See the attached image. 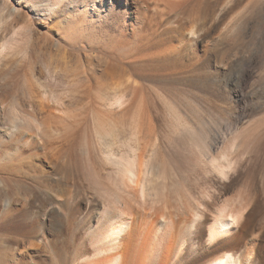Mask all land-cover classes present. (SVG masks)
Masks as SVG:
<instances>
[{
  "label": "rangeland",
  "instance_id": "1",
  "mask_svg": "<svg viewBox=\"0 0 264 264\" xmlns=\"http://www.w3.org/2000/svg\"><path fill=\"white\" fill-rule=\"evenodd\" d=\"M185 3L171 11L174 5L169 9L164 0H0V224L42 227L50 201L64 215L62 199L71 185L39 157L41 131L32 125L16 130L13 119L48 114L75 119L79 126L57 133L67 137L64 147L73 151V161L89 166L80 174L102 182L98 193L85 184L72 187L69 209L76 220L58 230L45 224L40 231L41 239L56 242L54 251L42 255L46 264L93 262L91 247L83 252V229L104 209L122 211L118 222L126 224L129 210L115 201L119 197L141 218L124 264H216L224 250H210L228 237L217 233L219 220L235 218L237 232L256 206L258 227L264 226V182L258 171L252 176L245 150L258 137L264 142V0ZM165 45L177 50L171 55ZM147 56L154 58L144 60ZM135 130L151 181L143 193L137 187L131 194L121 172L125 157H110L106 146L118 147ZM30 137L36 143L24 146ZM233 146L238 151L231 152ZM91 160L102 168L98 175ZM213 161L229 166L225 175L204 174L202 167L209 169ZM74 181L81 182L76 176ZM186 215L190 222H183ZM203 216L205 249L194 236Z\"/></svg>",
  "mask_w": 264,
  "mask_h": 264
},
{
  "label": "bare ground",
  "instance_id": "2",
  "mask_svg": "<svg viewBox=\"0 0 264 264\" xmlns=\"http://www.w3.org/2000/svg\"><path fill=\"white\" fill-rule=\"evenodd\" d=\"M164 1H165L166 4L170 3L168 0H164ZM178 1H179V3L181 1V3L178 5L179 8L176 5L177 1H176V3H172L173 2L172 1L169 4L170 5L169 9H170L171 6L174 5V7H175V5H176L175 8L171 7L172 8V9H170L171 11H174V9H176V8H178L180 10V5L186 2V0H185V2L183 0H178ZM182 1H183V3H182ZM49 9H43V11L45 12V11H48ZM179 10H177V11H179ZM212 12H214V11H212ZM196 14H197V12H196ZM196 14L194 13L195 17H196ZM199 14L201 16V13H199ZM194 18H193V20H194ZM199 18H198V20H199ZM196 19H197V17H196ZM180 26H182V25H180ZM178 30H180V28L177 29V32H181V30L180 31H178ZM195 33H197V32H195ZM190 34H192V33H190ZM180 37H181V35H180ZM195 37H196V35H195ZM163 39L167 40L166 42L171 44L170 43L171 41L169 42L170 39H167V38L166 39L163 38ZM163 39L160 40L162 42L159 41V43H162L164 45L165 41L163 43ZM159 43H158V45H159ZM162 44L160 46L161 53L165 49V48L164 49L162 48L163 47ZM167 46H169V45H167ZM173 48L174 49L177 48V45H176V47L174 45H173V47H170V49H171V50L169 49L170 54H171V51L174 50ZM158 49L159 48L156 49L157 52H158ZM176 50H174V51H176ZM154 52H155V54H157L156 51H154ZM150 54L151 53L149 52V55ZM164 54H165V52H164ZM170 54H168V57H169ZM152 55H153V52H152ZM158 55L160 57V52H159ZM158 55H156V56L153 55V56H155V58H156V57H158ZM161 55H162V59H163V54H161ZM171 55H170V59H172ZM153 56H151V58H148V56H147V59H144V60H147V61H148V59L152 60L154 58ZM166 56H164L165 57L164 59H166ZM170 59H169V61H170ZM147 61L143 62V60H141V62L144 63L143 64L144 66H145V63ZM158 61H160V60H157V62ZM166 61L163 62V63H166ZM140 63L138 64V66L140 65ZM151 65H150V67H152ZM148 73H149V71H148ZM70 77H72V75ZM73 78H74V75H73ZM83 80H85V79H83ZM132 83H131V88L133 89V87H132L133 84ZM137 86L135 85V87H137ZM135 89L136 88H134V91H135ZM136 90H138V89H136ZM121 96H120V98L118 97L119 100L122 99ZM117 102H119V101H117ZM26 125H28V126L32 125V126H34L36 128L37 131H41V133H39V134H41V138H40L41 141L37 142V143L40 144L41 148L43 149V154L39 155V157H43L46 161H48L49 166L54 171L56 177L58 179H60V178L64 179L63 181H64V183L67 184V187H68L69 183L71 184L69 186V188L67 189V193L64 194V197L62 199L63 205L65 206L67 212L64 211V213L65 212L66 213L63 215L62 213H60L59 211L56 210V206L57 205L55 206L50 201V203H46L47 206L44 204L46 206V209H45V214H44V223H43V221L41 222V223H43L42 227H38V225H39L38 223L39 222L37 223V221H36V224H38L37 225L38 228L32 226V225H34V223L32 225L31 224L30 225H25L24 223L19 222L17 224H14L13 228H10L9 227V223L6 222V221L4 223H1L0 224V264H46L44 261H46L47 257H46V259H42V255H43V253H45V251L48 248L54 251L56 242L54 243V242L49 241V240H48L49 242H47L46 239H45L46 241L44 239H41L42 237L40 238V235H41L40 231H42L43 227H45V224H49L53 229L58 230L63 225L64 221L68 223L70 221H75L76 220L75 219L76 218L75 217V212H73L72 210L69 209V204H70V200L72 199L71 196H72V193H73L72 187H73V189H75L76 186L77 187H79V186L83 187L84 184H85V186H84L85 189L90 190V191H92L94 193H98L99 192L98 190H100L99 187H101L100 185L102 183L101 181H100L101 182L100 183V182H93V180L92 181L89 180L90 176H88V175L85 176V174H86L85 172H84L85 174L83 172H82V174H80V171L86 170L89 166H87L86 163L77 164V162L73 161V154H72L73 151L70 148H65L64 147L65 142H67V137L64 134H62V133H57V131L68 132L70 129L72 130L73 128L79 126V123L75 119L70 120L69 122H67V120H65V119H63L61 117H57L55 115L53 116V115H50V114L45 115V116L41 117L40 119L35 117V116H25V115L20 117V119L19 118L13 119V127L16 130H22V128H24V126H26ZM241 136H243V135H241ZM247 136H248V134H247ZM258 138H260V137H258ZM258 138L253 142V144L249 148H247L245 150H246V154H248L251 157V161L253 163V168L251 169L252 176H254L256 174V172L258 171L257 173L260 174L261 179L264 182V142L261 139H258ZM32 142L33 141H32V139L30 137V138H27L23 142V145L24 146H32V145H34L36 143L35 142L34 144H32ZM140 144L141 143H140L139 132L135 130V131L131 132L129 134V136L124 138L123 141L121 140L120 145L118 147H115L114 144H110V145L106 146V148H107L106 154H108L110 157L111 156L116 157V155H118V154H122V156L125 157L124 160H125L126 164H124L125 166L123 167V169H121V170H123L121 172H122V174L124 173L123 174L124 178H126L127 181L130 183V184H128V185H130L128 187L129 190H130V193H131V191H134L137 187L140 188L141 193H143L144 188H146L145 186H147L146 185L147 184L146 181L147 182L151 181L150 179H149V181L147 180V178L149 176L150 168L148 169L145 165H143V163H144L143 162L144 155H143V149L140 147L141 146ZM236 151H238L237 148L235 146H233L231 148V152H236ZM226 157L227 156L225 155V153L222 154L223 160L226 159ZM121 161L123 162V159ZM189 161H191V160H189ZM209 161H211V160H209ZM210 163H211V167H209V169H207L208 167H206V165H204L202 167V170L205 172L204 174H208V171L211 170V171H213L212 173L216 172V173L225 175V173H226V171H227V169L229 167L228 165L226 166V164H224V163H220V162L216 163V161H213V162H210ZM17 164H16V166H17ZM148 164H146V165H148ZM90 166L94 170L97 171L96 172L97 175L102 170V168L101 167L99 168L98 165L93 160H91ZM143 166H144V168L142 169ZM25 169L26 168L24 167V170ZM113 170H116V169H113ZM26 171H28V170H26ZM31 171H32V169H31ZM115 172H117V171H115ZM18 173H20L22 176L25 175L27 177V173H25V172H23L24 173L23 174V173L18 171L16 173V175ZM17 176H19V175H17ZM75 176L77 178H79V180H81V182L79 184L74 181ZM38 179H40V178H38ZM19 180L22 181L24 179L19 178ZM35 181H37V179ZM57 182H58V180H57ZM36 183L37 182H35V185L37 186L38 189H41V187H43L40 182H39V184L38 183L36 184ZM18 184H19V181H18ZM148 184L150 185V183H148ZM26 185H27V183H26ZM56 185L60 186L61 184L57 183ZM155 186H157V185H155ZM42 189H44V188H42ZM35 190H36V188H35ZM21 191H22V189H21ZM103 191H104V189H103ZM92 195H95V194H92ZM100 196H102V195L100 194ZM119 198H116L115 201L116 202H120L124 207H126L129 210L130 218H129V221L126 222V224H124V223L123 224H119V222H118V221H120L121 216H123L122 215V213H123L122 211L121 212H119V211L115 212V211H112V210H109V209L105 210L104 208H102V210L104 209L102 212H96L92 217H90L88 215V217H90L89 218L90 222H89V224H87V226H86V222H84L85 225H83V228H84V226H86V229H83V230L87 231V232H85L87 234L84 235L85 239H84L83 244H82L83 245V249H84L83 252H87L90 249L88 246H90L92 251L94 253H96V256H93V257H95V259L93 260V262H90V264H124L126 262V260H127V256L129 254H131L130 252L132 250V247H134L133 245L135 244V240H136V236H137L136 235L137 234V229H138L137 225H139V223H138L139 221L138 220L141 219V218H139L140 217L139 213L135 210V208H133L132 206L129 205V203H128L129 201L127 202L125 200H120ZM121 204H120V206H121ZM108 207H109V205H108ZM61 209H63V208H61ZM81 210L83 211V209H81ZM79 211H80V209H79ZM82 211H80V212H82ZM221 212H219L220 215H222ZM7 213H9V212H7ZM91 214H92V212H91ZM77 215H79V214H77ZM258 215H259V213L257 211V207L253 206L246 213L245 221L239 227L237 232L233 231L234 230L233 228L235 227L234 225H235V223H237L235 218H233V217L231 218L230 217L229 219H226V220L224 219V220H219L218 222L216 221L217 222V227L216 228L218 230L217 233L220 232L221 235L220 234L219 235L221 237L222 236H228L225 239H221L220 238L221 240H219L218 237H217L218 240L216 242V245L213 247L212 250H210V253L216 252L217 250H224L221 258H219V259H217L215 261L213 260L216 264H264V226H262V227L259 226L258 227V222H257L258 221L257 218L259 217ZM25 216H27V215H25ZM124 216H125V214H124ZM163 216H164V214H163ZM197 216H198V214H197ZM197 216H195V217H197ZM206 216H203L201 218V220H200L201 222L199 224L197 223L198 225L194 224V225H197V226L195 228V235L194 234L193 235L195 236V238L197 240H199V242H200L199 246L201 247V249H205L204 248L203 239H205L204 238V236H205V223L207 222V217ZM86 219H87V217H86ZM91 219H92V221H91ZM79 220H80V218H79ZM121 220H123V219H121ZM182 220H183V222L187 223V222H190L191 217H190V215H186V216H184L182 218ZM32 221H31V223H32ZM79 222L80 221H78V223ZM150 222H151V220H150ZM180 222H182V221H180ZM82 223H83V221H82ZM87 223H88V221H87ZM182 223H181V225H182ZM34 226H36V225H34ZM79 228H80V226H79ZM79 228H74L73 230L76 229V231H77ZM76 231H73L72 235L76 234ZM90 233L92 234L91 236L88 235ZM147 236H148V234H147ZM214 237L215 236H213V233L209 234V239H213L214 240L213 242H215V240H216ZM146 239H148V237ZM177 240H178V238H177ZM145 242H146V240H145ZM144 247L146 248V246H144ZM51 250H49V251H51ZM144 253H145V250H144ZM139 255H143V254H139ZM208 255H209V253L205 252L201 256L202 257H206ZM216 256H218V255H216ZM96 257H97V259H96ZM91 258H89V259H91ZM89 259H88V261L87 260L86 261L89 262L90 261ZM86 261H85V263H87ZM91 261H92V259H91ZM83 262H84V260H83ZM50 264H53V263H50Z\"/></svg>",
  "mask_w": 264,
  "mask_h": 264
}]
</instances>
